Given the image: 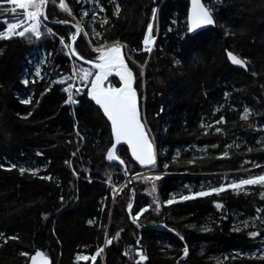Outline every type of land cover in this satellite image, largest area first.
I'll return each mask as SVG.
<instances>
[{
    "label": "trees",
    "instance_id": "trees-1",
    "mask_svg": "<svg viewBox=\"0 0 264 264\" xmlns=\"http://www.w3.org/2000/svg\"><path fill=\"white\" fill-rule=\"evenodd\" d=\"M3 1L0 7L8 8ZM202 1L216 26L190 36L189 0H66L88 33L74 44L84 61L96 59L94 48L118 41L145 65L142 114L157 150L152 171L161 177L155 193L152 182L140 177L114 197L113 188L127 177L122 167L105 161L113 142L102 112L87 96L76 109L66 107L58 85L44 91L70 71L67 49L59 41L63 37L71 43L76 32L71 17L49 3L39 38L28 34L0 40V129L8 134H0V264H28L37 251L52 264H93L77 256L91 257L101 247L104 252L95 264H136L138 250L148 257L142 264H264V223L257 219L264 218L260 185L180 200L264 174V0ZM115 4L121 8L118 17ZM19 15L3 12L0 20ZM104 18L109 22L102 25ZM64 20L68 23H59ZM149 23L157 35L150 57L141 52ZM4 28L0 22V31ZM226 50L245 59L247 69L234 68ZM131 68L142 97V75ZM37 70L43 80L35 76ZM107 84L117 87L119 81L109 77ZM25 99L32 103H23ZM245 108L251 113L247 121L240 118ZM220 117L225 123L216 124ZM225 151L228 157L217 158ZM118 154L129 176L143 172L126 148ZM21 167L27 169L23 175ZM173 197L176 202L168 205ZM142 207L148 211L137 227L132 216ZM118 231L119 239L106 245V235L111 239ZM253 231L260 235L251 237ZM13 236L18 239H7ZM133 236H141L143 246Z\"/></svg>",
    "mask_w": 264,
    "mask_h": 264
},
{
    "label": "snow or ice",
    "instance_id": "snow-or-ice-1",
    "mask_svg": "<svg viewBox=\"0 0 264 264\" xmlns=\"http://www.w3.org/2000/svg\"><path fill=\"white\" fill-rule=\"evenodd\" d=\"M7 4L10 5L8 8L0 7V13L10 12L17 13L18 10H21L20 17L16 18L14 21L5 20L3 23L5 25V30L0 31V40H7L13 38V36L25 38L28 34L34 35L39 38L41 36V25L43 21L48 19V16L45 14V9L49 4V0H6ZM80 2V0H77ZM87 2V0H85ZM53 5L57 4V0H51ZM58 7L61 11L66 13L68 16H73L72 10L66 3V0H58ZM100 11H104L103 8ZM121 11L120 5L115 4L114 15L119 16ZM84 16H88L89 13L85 11L83 13ZM156 18V10L152 11V19L153 21ZM73 19L75 17L73 16ZM107 18L102 20V25L108 24ZM59 23H68V21H59ZM215 21L213 18L212 10L207 7L202 0H191V8L188 15V33H195L197 30L209 26L214 25ZM76 32L71 35L70 40L71 43H65L63 37L60 38V43L64 45L65 48L69 50V55L72 57H76V59H83L82 56L76 51V48L73 46L77 40V37L83 33L84 37L87 38L88 33L84 31L81 27V23L78 21L76 24L72 25ZM51 32V29H49ZM93 34L96 37H100L101 33L96 31L95 28L92 29ZM144 51L151 52L152 46L155 44V37L153 36V24L149 23L147 25L146 35L143 38ZM123 46L118 42L114 41L111 43L101 44L99 47L94 48L93 51L98 53L97 57L93 61L85 60V63L91 64V69L80 68L78 71L74 72V75H78L82 84L89 85L86 95L95 102L96 105L99 106L103 111L104 117L107 118V121L111 124V137L113 139V143L111 147L107 150L106 159L110 162H118L120 165L124 164V160L121 159L116 154V146L121 143L126 144L127 148L131 151L132 158L137 161L140 165L146 167H155L157 162V154L154 151L153 145L149 139L147 131L145 129L144 124L141 120L140 110L138 107V96L137 91L133 87L134 83V75L133 72L129 69L127 63L125 62V56L123 53ZM227 59L231 62V64L239 66L242 69H247V61L238 55L234 54L231 51L226 50ZM75 67V66H74ZM113 74L119 77V83L122 85L120 87H112L110 84L106 85V81L109 80V77L113 76ZM35 76L40 80H43V76L40 70L35 72ZM73 76L62 77L61 79L52 80L49 82V86L44 90L45 92L51 91L52 85H63L67 83V81L72 80ZM35 83V80L32 81ZM25 84H28L29 81L25 80ZM62 91L66 94V99L64 103L74 105L78 103V100L75 99L76 96L81 95V89L76 88L74 85L69 84L67 87H63ZM25 104L32 103L31 99H25L23 101ZM249 109L245 108L243 115L240 117L242 120L247 121L250 116ZM30 115V114H29ZM26 118V117H25ZM225 120L223 117H220L216 120V124H223ZM201 127H205V125H201ZM211 127V125H208ZM220 131V129H217ZM77 136H80L79 131H77ZM82 140L83 137L80 136ZM229 148L232 145H228ZM252 151L251 148L248 149ZM37 155H41V153H37ZM75 155V153H73ZM228 157V152H223L221 157L217 158H225ZM194 162V161H190ZM66 163H69L66 161ZM17 167L15 164L12 165V168ZM167 167V165H165ZM259 167V165H256ZM11 170V169H9ZM20 174L23 175L27 169L21 167L19 169ZM125 175H127V169L124 170ZM32 174H36V170L32 171ZM75 174V173H74ZM41 179L51 180L50 176H41ZM146 180L152 182L151 193L156 192V184L155 181H159L161 179L160 175H154L150 177H144ZM246 185H260L262 189H264V174L260 175H250L247 178H241L238 181H232L229 184H221L217 187H211L207 190H202L191 195H182L180 200L188 201L193 200L197 197H208L213 194L219 195L220 193L226 191L228 188H231L234 191L242 190ZM117 190L115 187L113 188V195H115ZM261 199H264V190L260 193ZM62 199V198H61ZM157 209H159L160 205L155 200ZM175 198H170L166 201L168 205L175 203ZM129 209H131L132 205H128ZM215 207L217 209L223 208L221 203H215ZM148 209H141L140 212L134 216H132V222L140 227L137 223L140 216L143 215L144 212H147ZM257 211H261V209H257ZM257 219H261L262 223H264V218L257 217ZM92 223V221H89ZM244 226H248V221H244ZM163 227L167 228V225H163ZM169 231H174L173 229H168ZM204 231H211L210 228H204ZM235 231H240L239 227L234 228ZM122 231V230H121ZM179 236L180 240H184V237L179 233H176ZM251 237H257L260 235L259 232L253 231L249 233ZM120 237V232H116L115 235L109 239L106 235L105 243L106 245H111L113 240H118ZM7 239H18L17 237H8ZM7 239H5V243H7ZM139 241H137V244ZM104 252V248H98L96 253L91 257L88 256H77V260L87 261L91 259L93 264ZM183 256L187 257L189 254V250L187 245H185L182 249ZM21 255H27L26 253H21ZM125 255H128L126 252ZM136 256L139 258L136 261V264H142V262L146 261L148 257L143 254L141 251L136 252ZM31 264H50L49 259L40 251H37L34 256L31 257Z\"/></svg>",
    "mask_w": 264,
    "mask_h": 264
},
{
    "label": "water",
    "instance_id": "water-1",
    "mask_svg": "<svg viewBox=\"0 0 264 264\" xmlns=\"http://www.w3.org/2000/svg\"><path fill=\"white\" fill-rule=\"evenodd\" d=\"M202 2H203V1H202ZM48 5H49V4H48ZM48 5H47V7H48ZM47 7H46V9H45V13H46ZM190 8H191V0H189L188 15H189ZM188 15H187V26H188ZM213 18H214V17H213ZM214 21H215V19H214ZM215 26H216V22H215L214 25L205 26V27H203V28L197 30L195 33H189V35H190V36H195V35H197L198 33L202 32V31H206V30H208V29H213ZM80 35H81V34H80ZM80 35L77 37V40L79 39ZM77 40H76V41H77ZM73 46H74V45H73ZM123 53H124V52H123ZM124 56H125V55H124ZM74 58L76 59V57H74ZM76 60L79 61L80 63H82L83 65H86V66H88V67H91V64H90V63H85V61H84L83 59H76ZM228 61H229V60H228ZM125 62L127 63L129 69L133 72V75H134V83H133V87L136 89L137 81H136L135 73H134L133 69L129 66V64H128L126 58H125ZM229 62H230V61H229ZM230 64H231V62H230ZM231 65H232L234 68H236V69H239V70H245V69L240 68L239 66H236V65H233V64H231ZM111 77H114V78H116V79L119 81V77L115 76L114 74H113V76H111ZM120 86H122V85L119 83V86H117V87H120ZM136 91H137V90H136ZM137 96H138V94H137ZM87 98H88V100H89L90 102H92V103H93V104H94V105H95V106H96V107L102 112V114H103L102 109H100L99 106L96 105L95 102L92 101L88 96H87ZM141 105H142V102H141V99H140L139 96H138V107H139V110H140L141 120H142V123H143L144 126H145V129H146V131H147V134H148V136H149V139H150V141H151V143H152V145H153L154 151H155L156 154H157V150H156V148H155V145H154L153 141L151 140V137H150L149 131H148L147 126H146V124H145V122H144V119H143V114H142V108H141ZM103 117H104V115H103ZM104 118H105L106 121H107V118H106V117H104ZM107 122H108V124H109V126H110V131H111V124H110L109 121H107ZM112 142H114L113 139H112ZM122 147H124V148L127 149V151H128V153H129L130 158L132 159V161H133L134 163H136V164H137V165H138L143 171H149V170H151V169L154 168V167H146V166H142V165H140L137 161H135V160L132 158V156H131V151L127 148V145H126V144L121 143L120 145H117V146H116V154H117L118 156H119L118 151H119V149L122 148ZM119 157L122 159L121 156H119ZM156 158H157V157H156ZM105 161H106L107 164L119 165V166L122 167L124 170L127 169L125 162H124L123 165H120L118 162H110V161H108V160L106 159V155H105ZM156 164H157V162H156ZM124 173H125V171H124ZM126 176H127L128 178H130L128 172H127V175H126ZM133 207H134V203H133V205H132L131 208H133ZM155 228L158 229V230H159V229H160V230L162 229L161 226H156ZM138 251H141V250H138ZM40 252H42V251H40ZM141 252H142V251H141ZM42 253H43V252H42ZM43 254H44V253H43ZM34 255H35V254H34ZM34 255H33V256H34ZM44 255H45V254H44ZM47 258H48V257H47ZM48 259H49V258H48ZM49 261H50V264H52L51 259H49ZM28 264H31V258H30Z\"/></svg>",
    "mask_w": 264,
    "mask_h": 264
},
{
    "label": "built area",
    "instance_id": "built-area-1",
    "mask_svg": "<svg viewBox=\"0 0 264 264\" xmlns=\"http://www.w3.org/2000/svg\"><path fill=\"white\" fill-rule=\"evenodd\" d=\"M57 7H58V4L56 5ZM58 9H59V7H58ZM70 17H72V16H70ZM72 19H73V17H72ZM74 21H75V19H73ZM76 23H77V21H75ZM155 42H156V38H155ZM154 46H155V44L152 46V51L149 53V52H145L144 51V46H143V48H142V51H143V53L145 54V55H147L148 57H150L151 56V54L153 53V50H154ZM123 48H124V50H125V55H126V58L130 61V63L131 64H136L135 62V60H133V59H131L130 58V56H129V54H128V49H127V47L125 46V45H123ZM69 59H70V71L67 73V74H65V75H63V76H61V77H59V78H57V79H61L62 77H68V76H73L74 78L72 79V80H69V81H67V83H65V84H63V85H58V86H60V89H61V93L63 94V96H64V101H65V99H66V94L62 91V88L63 87H67L69 84H72V85H74L76 88H80L81 89V95H79V96H76L75 97V99H77L78 100V103L77 104H74V105H70V104H66V103H64V105L66 106V107H69V108H71L72 110H74L75 108H77L79 105H80V103H81V100L86 96V93H87V90H88V87H90V84L89 85H84V84H82V82H81V80H80V77L78 76V75H74V72H76V71H78L80 68H86V69H91V68H89V67H87V66H85V65H83V64H81V63H79L78 61H76L75 59H73V57L72 56H70L69 55ZM75 66V67H74ZM145 68V67H144ZM143 68V77H141V82L143 81V94H142V97H141V95H140V99H141V101H142V105H144V100H145V69ZM56 79V80H57Z\"/></svg>",
    "mask_w": 264,
    "mask_h": 264
},
{
    "label": "rangeland",
    "instance_id": "rangeland-1",
    "mask_svg": "<svg viewBox=\"0 0 264 264\" xmlns=\"http://www.w3.org/2000/svg\"><path fill=\"white\" fill-rule=\"evenodd\" d=\"M57 4H58V1H57ZM56 4V5H57ZM57 7V6H56ZM133 7V5L131 6V8ZM57 9H58V7H57ZM59 10V9H58ZM60 11V10H59ZM65 15H67L66 13H64ZM68 16V15H67ZM70 17V16H69ZM73 17V16H72ZM71 17V18H72ZM15 19H11V20H9V21H14ZM153 36H154V34H153ZM67 49V48H66ZM68 51V50H67ZM127 59V58H126ZM127 62H129L130 63V61L127 59ZM128 63V64H129ZM136 64H131V65H129L130 67H136L138 70H139V72L141 73V75H142V77H143V68H144V66L145 65H141L140 63H137V62H135ZM145 69V68H144ZM145 72V71H144ZM105 83H107V81L105 82ZM142 84H143V81H142ZM138 90H139V88H138ZM5 130L4 129H0V134H2V135H4V137H7L8 136V134L6 133V132H4ZM120 156V155H119ZM154 175H157L156 173H155V171H148V172H142V173H139V174H136V175H134V176H130V178H128L126 175V180H125V182H124V184L121 186V187H119V188H117V192H116V194L114 195V197H116V196H118V195H120V193H121V189L125 186V185H127V184H129V185H132V182L134 181V180H137V179H139L140 177H150V176H154ZM134 207H135V204H134ZM144 208H146V207H144ZM143 207L141 208V209H144ZM140 209V210H141ZM147 209H148V207H147ZM140 210H139V212H140ZM138 212V213H139ZM137 213V214H138ZM147 212H144L143 213V215H147L146 214ZM143 215H141L140 216V218L141 217H144ZM146 225H148V224H146ZM162 227V226H161ZM160 230V229H159ZM131 240L132 241H139V243L137 244L138 246H143V245H141V243H140V241L142 240V237L141 236H139V237H132L131 238ZM103 260H104V258H103Z\"/></svg>",
    "mask_w": 264,
    "mask_h": 264
},
{
    "label": "bare ground",
    "instance_id": "bare-ground-1",
    "mask_svg": "<svg viewBox=\"0 0 264 264\" xmlns=\"http://www.w3.org/2000/svg\"><path fill=\"white\" fill-rule=\"evenodd\" d=\"M63 12V11H62ZM64 13V12H63ZM136 90H137V86H136ZM137 94L139 95V93L137 92ZM140 96V95H139Z\"/></svg>",
    "mask_w": 264,
    "mask_h": 264
}]
</instances>
